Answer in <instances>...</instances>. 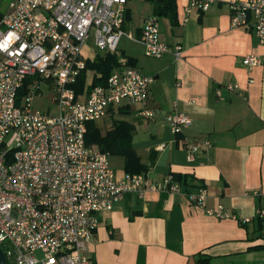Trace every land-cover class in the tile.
Here are the masks:
<instances>
[{"label":"built area","instance_id":"1","mask_svg":"<svg viewBox=\"0 0 264 264\" xmlns=\"http://www.w3.org/2000/svg\"><path fill=\"white\" fill-rule=\"evenodd\" d=\"M127 1L10 0L0 13V247L7 264H93L88 243L98 212L111 210L128 191H180L171 173L159 182L141 172L117 176L109 154L85 142L86 123L103 119L122 101L139 104L137 115L144 119L154 115L148 106L152 77L123 56L106 85L80 94L74 89L89 60L83 52L89 40L97 50L116 54ZM213 1L189 0L180 23ZM229 11L231 28L251 25L252 17L254 34L264 43V0H231ZM139 40L146 56L172 51L181 57V45L171 48L161 40L155 14L144 20ZM242 63L251 68L260 59L247 54ZM42 86L50 91L51 113L33 107ZM165 119L174 134L191 123L175 109ZM211 147L205 138L186 141L183 150L190 161ZM185 195L208 215L250 220L220 203L208 206L204 187ZM255 217L264 222V207Z\"/></svg>","mask_w":264,"mask_h":264},{"label":"crops","instance_id":"2","mask_svg":"<svg viewBox=\"0 0 264 264\" xmlns=\"http://www.w3.org/2000/svg\"><path fill=\"white\" fill-rule=\"evenodd\" d=\"M188 1L176 0L175 24L158 16L161 40L182 46L178 59L172 51L144 54L139 39L152 4L127 1L116 55L152 77L148 106L154 115L144 119L137 115L139 104L122 101L106 117L133 125L131 146L146 167L141 173L155 182L171 173L180 191L147 190L142 196L128 191L111 210L98 212L88 243L93 264H264V222L255 217L264 207V43L254 34L252 17L251 25L230 27L231 0H214L181 24ZM97 51L92 41L83 46L89 60ZM247 54L260 63L246 67ZM227 83L235 89L228 90ZM174 109L191 120L178 134L165 119ZM205 138L212 147L187 160L184 143ZM109 162L117 176L127 172L124 156L109 154ZM201 187L208 206L220 203L249 222L219 219L192 205L185 194Z\"/></svg>","mask_w":264,"mask_h":264},{"label":"trees","instance_id":"3","mask_svg":"<svg viewBox=\"0 0 264 264\" xmlns=\"http://www.w3.org/2000/svg\"><path fill=\"white\" fill-rule=\"evenodd\" d=\"M152 4L153 13L156 16L168 17L172 24L176 23V0H149ZM125 21V17H124ZM124 21L122 27L124 25ZM118 64V57L111 52H98L92 60H87L84 70L79 75L75 85V93H86L97 85H106L112 70ZM91 71L92 77L86 86V72ZM133 125L124 120L112 118L110 128L102 133L95 121L86 123L85 142L87 145H96L101 151L110 155L119 154L124 156V169L131 173L146 171L145 165L141 164L131 146V133ZM154 160V158H152ZM186 182L185 178H176ZM264 249V244L260 246Z\"/></svg>","mask_w":264,"mask_h":264},{"label":"rangeland","instance_id":"4","mask_svg":"<svg viewBox=\"0 0 264 264\" xmlns=\"http://www.w3.org/2000/svg\"><path fill=\"white\" fill-rule=\"evenodd\" d=\"M10 0H0V13H3L6 8L8 7ZM88 43H91V40L88 41ZM103 52V51H97ZM92 77V72L87 71L86 72V86L89 85L90 80ZM50 91L47 89L46 86H42L41 96H37L33 100V107L37 108L43 112H53L54 106L50 104ZM97 126L102 130L105 131L110 128L111 119L108 117H105L101 120H98L95 122ZM110 162L114 166L116 164L115 158L110 157Z\"/></svg>","mask_w":264,"mask_h":264},{"label":"water","instance_id":"5","mask_svg":"<svg viewBox=\"0 0 264 264\" xmlns=\"http://www.w3.org/2000/svg\"><path fill=\"white\" fill-rule=\"evenodd\" d=\"M0 264H7L6 263V259H5V256H4V253L0 247Z\"/></svg>","mask_w":264,"mask_h":264}]
</instances>
